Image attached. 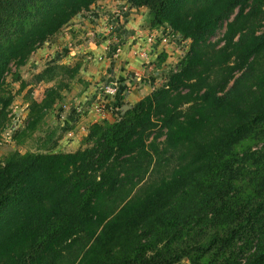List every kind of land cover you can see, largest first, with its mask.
I'll return each mask as SVG.
<instances>
[{
    "label": "trees",
    "instance_id": "trees-1",
    "mask_svg": "<svg viewBox=\"0 0 264 264\" xmlns=\"http://www.w3.org/2000/svg\"><path fill=\"white\" fill-rule=\"evenodd\" d=\"M102 1L0 0V143L16 99L8 77L19 93L38 86L21 145L81 65L54 60L31 82L20 69ZM111 1L147 9L150 29L188 51L149 96L91 125L78 151L54 142L5 158L0 264H264V0Z\"/></svg>",
    "mask_w": 264,
    "mask_h": 264
},
{
    "label": "crops",
    "instance_id": "crops-1",
    "mask_svg": "<svg viewBox=\"0 0 264 264\" xmlns=\"http://www.w3.org/2000/svg\"><path fill=\"white\" fill-rule=\"evenodd\" d=\"M125 8H128L125 2H113L111 0L99 2L85 15L86 19L83 18L84 20L82 19L80 23H76L77 18L63 31L68 32L66 36L72 40L74 35L76 37L78 35L72 29L99 26L97 25L99 23L106 24V32L103 38L100 39L99 44L93 46L91 41L87 47H84L83 44L85 43L81 42L80 50L76 49L77 52L79 51L78 54L82 57L84 63H86L84 56L90 53L91 55L93 53L94 56L103 57L105 60L101 63L96 61V68L90 67L88 72L84 71L81 66L80 76L77 81L80 89L77 88L76 94H73V91L69 92L72 93L71 96L74 100L68 102L65 100L66 95H64L63 100L54 109H59L62 105L68 106L70 112L65 122L56 119L54 111L48 116L49 119L53 114V124L62 126V134L58 138L57 152L72 153L78 151L82 140L88 135L91 125L104 120L113 122L115 120L114 116L120 115L113 113V116H102L95 112V106L101 100L102 90L105 85H117L120 90V96L124 97V106L132 108L133 105L149 96L156 89V83L159 82L157 78L153 77L149 83L144 85L146 83V81L143 82L146 79L145 74L150 72L158 75V70L168 64V59L171 56L169 49L162 44L164 42L163 38H159L158 41L155 40L160 33L155 30L148 33L149 30L138 29V19L136 17L139 13L138 10L129 9L125 13ZM81 17L83 16L79 18ZM118 33L120 35H117ZM120 38L121 42L118 41ZM147 39H152L153 42L148 43V45L151 44L149 45L151 47L148 48L150 60L149 62H144L138 58L136 52L139 47L141 48L142 43L147 44ZM128 41H130V46L126 47ZM78 45H74L73 48H78ZM117 52L120 53L116 56ZM72 54V57L76 56V52ZM164 55H168L169 58L164 63H161Z\"/></svg>",
    "mask_w": 264,
    "mask_h": 264
},
{
    "label": "rangeland",
    "instance_id": "rangeland-1",
    "mask_svg": "<svg viewBox=\"0 0 264 264\" xmlns=\"http://www.w3.org/2000/svg\"><path fill=\"white\" fill-rule=\"evenodd\" d=\"M138 12L139 13L136 15V17L138 19V23H137L138 29L143 30V31L149 30L148 33H150L152 30L150 29V23L148 22L150 17H149L147 9H141V10H138ZM85 15L81 18H78L75 22L80 23L83 18L86 19ZM97 25H99V26H94V27L89 26L88 28L82 27L83 29H81V28L80 29H72V30H75V33L77 32V34H78L77 37H76V35H74L72 37V40L67 38L66 33H68V32L65 31L62 33V36L60 34L58 37H56V39H53L52 41H50V43H47L46 45H44L40 50H38L32 56V58L30 59L28 64L25 67L20 69V75H21L23 81L31 82L33 80V76L35 74L43 71L45 69V67L50 62L51 63L54 62V60H57V62L60 64H65V65H70V66H75L76 64L80 63L81 66L83 67L84 71H87V72L90 69V67L96 68V66H95L96 61L101 63L105 59L103 61H99L98 58H100V56H94L93 53H92V55L90 53V54L84 56V58L86 59V63H84L82 61V57H80V55L78 54L79 51L77 52L76 49L80 50L79 46L82 44L81 42L85 43V44H83L84 47H87V45H89V42H91V41H92L93 46L95 44L100 43V41H101L100 39L103 38V35L106 32L105 31L106 24L99 23ZM97 27H100V28H97ZM107 28H108V25H107ZM224 32H225L224 29L220 30L219 33L217 34V37L214 39V41H217L220 38H222ZM157 33H160V34H159V36L157 35L156 39L155 38L154 39L156 41H158L159 38L167 39V41H164L162 44H164V46L167 47V49H169L171 56H170V59H168V64L165 65L164 68L158 70L159 71L158 75H155L153 73L151 74L150 72L145 74L146 79H144L143 82L146 81V83H144V85L149 83V81H151V79L153 77L157 78V80H159V82L156 83V89L159 88L165 81L163 73L168 72L170 70H174L177 67V65L179 64V62L182 60L184 55L187 53L188 47H189L188 42L185 43L183 41L185 43L184 44L182 42L181 43L176 42V39L175 40L171 39L170 35H168V33L166 34V31L165 32L163 30L157 31ZM117 35H120V33H118ZM149 37H150V35H149ZM118 41L121 42V38ZM146 41H147V44L142 43L141 48L139 47L137 49L138 51L136 53L138 55V58H140L144 62H149L150 56H149V49L148 48L151 47V46H149L151 44L148 45V43H152L153 41H152V39H149V40L147 39ZM129 42L130 41L127 42L128 44L126 47L130 46ZM74 45H78L77 46L78 48H76V47L73 48ZM72 51L76 52V56L72 57L73 56ZM167 58H169L168 55H167ZM13 72H15V68H13ZM155 73H156V70H155ZM77 81L78 80L76 79L75 81L71 82L70 83V90L66 91L64 93V95H66L65 100L68 102L71 100H74V99H72L71 94L72 93L76 94V91H78V89H80ZM8 83H10L13 92L16 94V99H15V102H14L13 107H12V114H11L12 115V118H11L12 122L9 124L8 129L5 131V133H3L1 143H0V164L4 162V160L7 156H9L10 154L16 153V152H18L20 154H24L26 152H39V151L46 150L50 146H52L54 144V142H58V140H59L58 138H60V134H62L61 133V127L62 126L53 124V114H52L51 117L49 119H47L46 125L43 126L41 131L37 132L30 139H25V140L23 139L24 143L21 145H18L14 141L13 136H14L15 131H18V130L21 131L26 126V122H27V118H28V103L26 102L25 96L29 90H33V91L37 90L38 86H31V87L27 88L26 91L19 93L20 83H13L11 76L8 77ZM41 86L42 87H40V89L42 90V89L48 88L52 85H41ZM69 92H72V93H69ZM39 93H41V91H37L36 95H38ZM65 106H67V105H65ZM59 109L54 110V116L58 120H60L59 116H58V110ZM106 113H107L106 114L107 116L108 115L113 116V113L110 110L107 111ZM114 113H116V114L121 113L122 114V110L119 109V110L115 111ZM114 117H116V116H114ZM63 122H65V121H63ZM48 137H52V142H48L44 145V142L47 140ZM261 147L262 146L259 145V146L255 147L254 150L260 149ZM57 151H58V149H56V152ZM181 264H189V262L187 260H185Z\"/></svg>",
    "mask_w": 264,
    "mask_h": 264
},
{
    "label": "built area",
    "instance_id": "built-area-1",
    "mask_svg": "<svg viewBox=\"0 0 264 264\" xmlns=\"http://www.w3.org/2000/svg\"><path fill=\"white\" fill-rule=\"evenodd\" d=\"M127 11H128V8H125L124 12L126 13ZM168 35H170L171 39H173V40L176 39V42L184 43L180 36L174 35V34L173 35L168 34ZM163 41H167V39L164 38ZM118 53H120V52H117L116 56L119 55ZM98 60L103 61L104 58L100 57V58H98ZM102 93L103 94L101 96L100 102H98L95 106V112L98 115L106 116V114H107L106 112L109 110L112 111V113L119 110L117 108V106H115V102H116L115 100H116L117 96L120 94L119 87L117 85H114V84H107L103 87ZM69 112L70 111H69L68 106L62 105V107H60V109L58 110L59 119L62 122L65 121L68 117Z\"/></svg>",
    "mask_w": 264,
    "mask_h": 264
},
{
    "label": "water",
    "instance_id": "water-1",
    "mask_svg": "<svg viewBox=\"0 0 264 264\" xmlns=\"http://www.w3.org/2000/svg\"><path fill=\"white\" fill-rule=\"evenodd\" d=\"M131 109V107H129V106H123L122 107V114L124 115L128 110H130Z\"/></svg>",
    "mask_w": 264,
    "mask_h": 264
}]
</instances>
